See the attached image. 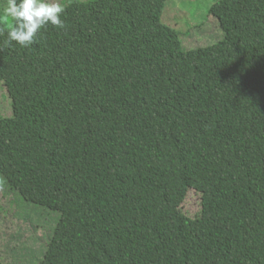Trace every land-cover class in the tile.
Listing matches in <instances>:
<instances>
[{
    "label": "trees",
    "instance_id": "trees-1",
    "mask_svg": "<svg viewBox=\"0 0 264 264\" xmlns=\"http://www.w3.org/2000/svg\"><path fill=\"white\" fill-rule=\"evenodd\" d=\"M165 3L0 0V173L58 212L38 264H264V0L217 1L192 48Z\"/></svg>",
    "mask_w": 264,
    "mask_h": 264
},
{
    "label": "rangeland",
    "instance_id": "rangeland-1",
    "mask_svg": "<svg viewBox=\"0 0 264 264\" xmlns=\"http://www.w3.org/2000/svg\"><path fill=\"white\" fill-rule=\"evenodd\" d=\"M58 9L63 0H41ZM219 0H166L162 20L178 29L186 48L206 46L223 38V30L210 8ZM12 113L11 98L5 84L0 82V116ZM179 151L163 141L159 151L157 176L175 173ZM201 209V194L189 189L183 210L195 216ZM58 212L36 206L11 190L0 173V258L10 264H38L43 247L52 235ZM46 248V247H45Z\"/></svg>",
    "mask_w": 264,
    "mask_h": 264
},
{
    "label": "clouds",
    "instance_id": "clouds-1",
    "mask_svg": "<svg viewBox=\"0 0 264 264\" xmlns=\"http://www.w3.org/2000/svg\"><path fill=\"white\" fill-rule=\"evenodd\" d=\"M214 16V15H213ZM218 20V19H217ZM167 24V23H166ZM169 25V24H168ZM173 27V26H172Z\"/></svg>",
    "mask_w": 264,
    "mask_h": 264
}]
</instances>
